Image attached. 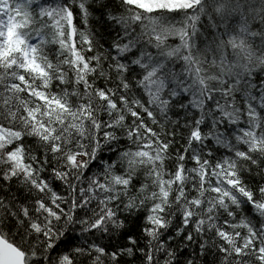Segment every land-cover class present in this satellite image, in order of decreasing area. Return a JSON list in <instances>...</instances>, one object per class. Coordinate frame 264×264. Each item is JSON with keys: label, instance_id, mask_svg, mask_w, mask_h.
Masks as SVG:
<instances>
[{"label": "snow or ice", "instance_id": "1", "mask_svg": "<svg viewBox=\"0 0 264 264\" xmlns=\"http://www.w3.org/2000/svg\"><path fill=\"white\" fill-rule=\"evenodd\" d=\"M0 264H264V0H0Z\"/></svg>", "mask_w": 264, "mask_h": 264}]
</instances>
